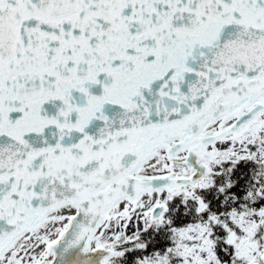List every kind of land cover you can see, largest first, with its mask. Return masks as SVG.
Returning a JSON list of instances; mask_svg holds the SVG:
<instances>
[{
    "label": "snow or ice",
    "instance_id": "obj_1",
    "mask_svg": "<svg viewBox=\"0 0 264 264\" xmlns=\"http://www.w3.org/2000/svg\"><path fill=\"white\" fill-rule=\"evenodd\" d=\"M0 264H264V0H0Z\"/></svg>",
    "mask_w": 264,
    "mask_h": 264
}]
</instances>
